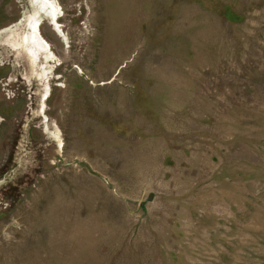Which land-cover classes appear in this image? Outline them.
<instances>
[{
  "label": "rangeland",
  "instance_id": "obj_1",
  "mask_svg": "<svg viewBox=\"0 0 264 264\" xmlns=\"http://www.w3.org/2000/svg\"><path fill=\"white\" fill-rule=\"evenodd\" d=\"M0 264H264V0H0Z\"/></svg>",
  "mask_w": 264,
  "mask_h": 264
},
{
  "label": "water",
  "instance_id": "obj_2",
  "mask_svg": "<svg viewBox=\"0 0 264 264\" xmlns=\"http://www.w3.org/2000/svg\"><path fill=\"white\" fill-rule=\"evenodd\" d=\"M151 198V197H150Z\"/></svg>",
  "mask_w": 264,
  "mask_h": 264
}]
</instances>
